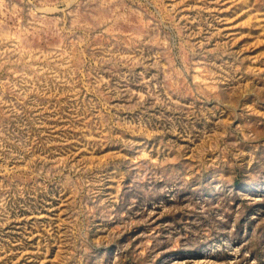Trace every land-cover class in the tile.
<instances>
[{"label": "rangeland", "instance_id": "1", "mask_svg": "<svg viewBox=\"0 0 264 264\" xmlns=\"http://www.w3.org/2000/svg\"><path fill=\"white\" fill-rule=\"evenodd\" d=\"M0 264H264V0H0Z\"/></svg>", "mask_w": 264, "mask_h": 264}]
</instances>
